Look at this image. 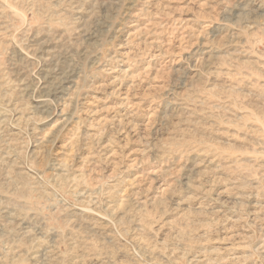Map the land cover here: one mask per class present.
<instances>
[{
	"label": "rangeland",
	"instance_id": "374dc122",
	"mask_svg": "<svg viewBox=\"0 0 264 264\" xmlns=\"http://www.w3.org/2000/svg\"><path fill=\"white\" fill-rule=\"evenodd\" d=\"M0 264H264V0H0Z\"/></svg>",
	"mask_w": 264,
	"mask_h": 264
},
{
	"label": "bare ground",
	"instance_id": "6f19581e",
	"mask_svg": "<svg viewBox=\"0 0 264 264\" xmlns=\"http://www.w3.org/2000/svg\"><path fill=\"white\" fill-rule=\"evenodd\" d=\"M192 175V174H191ZM197 175V174H196ZM182 177V176H181ZM193 186V185H192Z\"/></svg>",
	"mask_w": 264,
	"mask_h": 264
}]
</instances>
